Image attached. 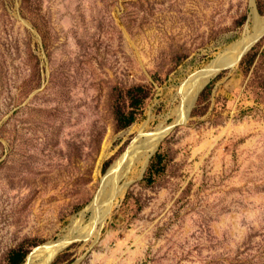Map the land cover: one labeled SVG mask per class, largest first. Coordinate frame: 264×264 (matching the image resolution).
<instances>
[{"label": "rangeland", "instance_id": "374dc122", "mask_svg": "<svg viewBox=\"0 0 264 264\" xmlns=\"http://www.w3.org/2000/svg\"><path fill=\"white\" fill-rule=\"evenodd\" d=\"M255 9L0 0V264H264V35L198 88Z\"/></svg>", "mask_w": 264, "mask_h": 264}, {"label": "water", "instance_id": "95a60500", "mask_svg": "<svg viewBox=\"0 0 264 264\" xmlns=\"http://www.w3.org/2000/svg\"><path fill=\"white\" fill-rule=\"evenodd\" d=\"M251 19L253 20V30L251 31L250 34L247 35V37L245 39H243L241 41V55L239 56V58L233 62H222L219 60H215L213 61L210 65H208L201 74V78L206 77L207 75H211L214 71H219L222 68H227V67H231L234 64H236L242 57L243 55L251 48V46L253 45V43H255L257 40H259L263 35H264V15L260 14L256 9L253 11V13L251 14ZM249 42V43H248ZM214 72V74L216 73ZM212 74V75H214ZM116 169L113 168V170ZM113 170H108V173L106 175V177H108V175H110V173ZM104 177V179L106 178ZM104 183L105 180H103L102 182V189L104 188ZM97 195L94 199V201H96L97 199ZM67 243V240L65 238H59L57 241H53V242H49L45 245L36 247V249H45L48 246H56L58 247V250ZM35 249V250H36ZM35 250L33 253H35ZM57 250V252H58Z\"/></svg>", "mask_w": 264, "mask_h": 264}, {"label": "bare ground", "instance_id": "6f19581e", "mask_svg": "<svg viewBox=\"0 0 264 264\" xmlns=\"http://www.w3.org/2000/svg\"><path fill=\"white\" fill-rule=\"evenodd\" d=\"M254 9V8H253ZM249 43V42H248ZM241 53H242V51H241V49H240V51L237 53V55H236V57H235V60H237L238 58H239V56L241 55ZM230 57V56H229ZM230 60V59H229ZM226 62H228V61H226ZM214 72H216V71H214ZM214 72L212 73V74H214ZM212 74L211 75H207L206 77H203L200 81H199V83H198V88H200L211 76H212ZM201 76V75H200ZM199 78H197V80H198ZM195 84H197L196 82H195ZM198 92H199V90H198ZM197 95V94H196ZM196 95H194V96H196ZM190 108V107H189ZM186 109V108H185ZM174 111V110H173ZM185 111V110H184ZM187 111V110H186ZM175 112V111H174ZM187 113V112H186ZM185 113V114H186ZM182 115H183V113H182ZM178 117V116H177ZM176 122V121H175ZM173 123V122H172ZM165 127V126H164ZM162 128V127H161ZM162 131V130H161ZM164 133V132H163ZM166 133H167V131H166ZM149 136V135H148ZM143 138V137H142ZM157 142H158V139L157 140H155L152 144H153V146L154 147H156V145H157ZM137 144V143H136ZM135 144V145H136ZM138 145V144H137ZM133 147V146H132ZM127 151V150H126ZM151 151V150H150ZM123 156H124V154H123ZM122 156V157H123ZM119 162L118 161H116V163H114L110 168H109V170H113V168H117V167H119ZM142 165V164H141ZM107 178V177H106ZM109 181V180H108ZM111 181V180H110ZM112 182H113V180H112ZM111 182V183H112ZM105 184V183H104ZM114 184V183H113ZM108 185V184H107ZM119 185V184H118ZM116 186V185H115ZM102 187V186H101ZM123 187H125V186H123ZM114 189H112V191H113ZM114 192V191H113ZM98 198V197H97ZM112 198V196H110L109 195V197H108V201L110 200ZM96 201H97V199H96ZM96 201H93V203L94 202H96ZM107 201V202H108ZM99 214V213H98ZM96 215V214H95ZM89 218V217H88ZM90 220V219H89ZM92 221V220H91ZM93 222V221H92ZM88 223H89V221H88ZM73 224H75V223H73ZM86 224V223H85ZM84 226V225H83ZM87 226V225H86ZM74 227V226H73ZM81 227H82V225H81ZM90 227V226H89ZM73 229V228H72ZM79 229V228H78ZM77 229V230H78ZM84 229V228H83ZM73 231V230H72ZM78 231H76V233H77ZM69 237V236H68ZM67 238V237H66ZM77 238V237H76ZM63 247V246H62ZM57 250H58V247H56V246H48V247H46L45 249H36L35 250V253H32V254H30V255H28V257H27V259H26V261L23 263V264H49L51 261H52V259L54 258V256L56 255V253H57ZM37 251H38V253H37ZM39 252H43L44 254L43 255H39V254H41V253H39ZM38 258V259H37Z\"/></svg>", "mask_w": 264, "mask_h": 264}, {"label": "trees", "instance_id": "16d2710c", "mask_svg": "<svg viewBox=\"0 0 264 264\" xmlns=\"http://www.w3.org/2000/svg\"><path fill=\"white\" fill-rule=\"evenodd\" d=\"M116 120L118 122V124L120 125H127L130 122L135 120V116L133 113L130 114H125L124 112H122L120 109L116 110Z\"/></svg>", "mask_w": 264, "mask_h": 264}]
</instances>
